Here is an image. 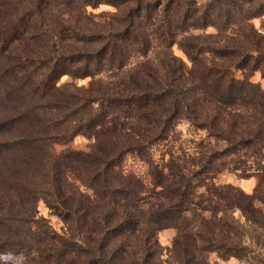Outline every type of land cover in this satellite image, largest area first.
I'll return each instance as SVG.
<instances>
[{
    "label": "trees",
    "instance_id": "1",
    "mask_svg": "<svg viewBox=\"0 0 264 264\" xmlns=\"http://www.w3.org/2000/svg\"><path fill=\"white\" fill-rule=\"evenodd\" d=\"M233 2L199 9L193 0H0L2 254L21 255L24 264H151L156 234L174 228L173 251L244 256L248 247L228 222L211 226L239 210L264 228V211L255 208L264 204V181L253 195L215 187L211 196L223 207L211 199L204 207L198 190L206 185L173 173V161L156 165L151 153L182 118L227 142L226 155L261 146L264 91L251 77L264 76V38L250 27L232 45L178 42L192 28L225 31L251 18ZM224 3L238 10L220 13L215 6ZM102 5L116 12L95 21L89 9ZM64 76L91 81L60 86ZM239 120L256 128L248 138L238 134ZM79 135L94 139L90 151L56 152ZM129 155L149 167L150 184L124 171ZM216 160L203 173L218 172ZM41 201L67 225L63 236L39 216ZM196 257L187 252L178 262L197 264Z\"/></svg>",
    "mask_w": 264,
    "mask_h": 264
},
{
    "label": "rangeland",
    "instance_id": "2",
    "mask_svg": "<svg viewBox=\"0 0 264 264\" xmlns=\"http://www.w3.org/2000/svg\"><path fill=\"white\" fill-rule=\"evenodd\" d=\"M196 7L199 9L212 3L213 0H193ZM235 5L242 8V10L251 16L246 21L242 18V21L235 25H231L225 31H219L217 28L211 26L207 29H195L192 28L187 33L179 35L178 42H185L189 37L200 38L201 42L212 44L220 43L221 45L233 44L242 40L244 33L251 35V28L260 34L264 38V0H232ZM219 12L229 8L231 10H238V7L229 6L226 3L222 5H216ZM239 9V10H240ZM116 12L113 7L102 5L97 9H89V13L92 14L95 21H104L109 14ZM247 15L245 17H247ZM105 16V17H104ZM107 16V17H106ZM241 17V16H240ZM241 19V18H239ZM245 23V24H244ZM244 24V26L242 25ZM253 32V31H252ZM263 40V39H262ZM264 51V42L262 43ZM176 56L182 58L189 67L191 62L186 54L181 50L178 44L173 49ZM257 56L256 54H253ZM151 59L154 58V53L150 55ZM142 61V59L134 60L133 64ZM235 77L239 80H244L247 73L242 70H234ZM90 79L84 80H72L69 76H64L60 82V86L74 83L78 87H87L90 83ZM252 83L257 84L264 91V76L261 71L255 72L251 77ZM250 112H245L244 116L248 117ZM226 117V114H224ZM261 119V118H260ZM261 129L256 131L261 146L255 149L249 148L241 150L238 154H225V150L228 147V143L225 141L217 140L214 137H210L205 130L198 129L193 126L187 119L182 118L176 127L171 137L161 143L154 146L152 149V158L156 165L165 168L169 162H175L177 167L173 168V173L184 174L186 177L192 178L194 184L206 186L199 188L198 193L203 196L197 203L201 202L204 207L209 206V199H211V205L218 209L223 207V204L217 202L211 195L216 188L222 190H230L229 188H236L243 191L246 194L253 195L256 190L264 181V119L259 120ZM247 124L246 127L242 125V121L239 120L237 128L238 134L242 137L248 138L246 133H251L255 129ZM94 144V139L87 138L83 135L77 136L71 143L66 146H56V152L60 154L64 150H74L76 152H88L91 146ZM217 160L213 163L218 172L216 173H203L205 170L202 168L207 162H211L213 158ZM123 169L126 173L135 174L136 177L143 180L146 184H150V169L142 161H139L135 156L129 155L124 163ZM78 187L90 195L92 190L77 184ZM216 187V188H215ZM208 191V192H207ZM211 192V193H210ZM152 195V194H151ZM255 208L264 211V204L259 201L255 202ZM39 216L46 219L48 226L56 232L58 235L63 236L66 232L67 225L53 214L44 202H40L38 205ZM190 216V215H189ZM211 214L207 213L206 217H210ZM263 216V215H262ZM264 217H261L263 219ZM228 222L230 228L234 229L241 237L242 241L248 247V251H242L243 257H227L222 258L219 253L221 251H202L203 256L199 251H173L174 242L177 238L178 231L174 228L164 229L156 234V241L159 246L158 255L153 256L149 262L151 264H181L178 262L179 257L187 253L191 255H197V264H264V228L259 222L254 223L247 219L241 211H232L227 216L220 215L219 218L212 223V229L214 226H218L220 222ZM133 239V238H132ZM131 239V240H132ZM130 240V241H131ZM131 243V242H129ZM132 251H127L125 258L133 259ZM135 252V251H134ZM181 252V253H180ZM226 252V251H223ZM140 255L136 257L139 259ZM0 261L6 264H24L25 260L21 255H15L12 253L2 254L0 252Z\"/></svg>",
    "mask_w": 264,
    "mask_h": 264
}]
</instances>
